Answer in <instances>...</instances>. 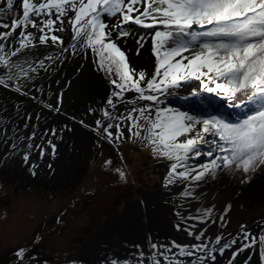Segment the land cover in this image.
Returning a JSON list of instances; mask_svg holds the SVG:
<instances>
[{"label":"snow or ice","instance_id":"1","mask_svg":"<svg viewBox=\"0 0 264 264\" xmlns=\"http://www.w3.org/2000/svg\"><path fill=\"white\" fill-rule=\"evenodd\" d=\"M33 16L42 17L39 24ZM65 20L71 28L67 45L58 35L66 30ZM29 24L38 35L22 31V39L11 57L18 59L26 51L35 55L40 46L45 51L53 48L57 51L40 59L38 68L29 64L26 71L19 63L13 66L25 77L34 79L29 72H47L51 66L72 57L86 59L91 53L96 70L109 78L112 91L99 110L101 119L95 120V126L89 130L116 143L125 139L126 127L128 139L140 140L153 158L169 165L163 183L166 192L180 189L182 198L195 200L205 187L224 177L248 184L257 173H264V0H46L38 5L22 0V19L13 20L11 25L0 24V28L10 29L0 32V41L4 42L0 43V53L16 29L27 28ZM133 25L143 30L135 40L137 55L150 41L155 56V71L151 74L146 69L137 71L131 67L120 47L121 41L133 36L126 30ZM11 57L0 56V71L7 70V79L0 78L4 87H11L18 79L9 67L13 64ZM113 73L118 79L112 78ZM181 89L188 95L180 96ZM16 91L21 92L19 84ZM126 93L135 95L127 99ZM173 99L191 100L195 108L191 104L186 110L174 107ZM61 104L62 93L56 104L45 107L60 114ZM118 106L130 107V111L123 115L117 111ZM96 111L89 109L92 115ZM79 123L86 126L83 119ZM63 131L71 129L67 125L61 129L53 127L47 134L56 137ZM36 138L35 130L21 138L27 146L22 151L25 163L30 160L32 149L38 150L41 158L45 155L44 142L36 144ZM46 143L55 155L56 144L51 139ZM11 147L16 152L18 145ZM31 167L35 175L37 165ZM115 171L121 181L127 180L125 171L120 168ZM231 208L228 203L215 220L212 218L215 205L198 210L195 216L177 211L174 228L186 232L195 243L150 242L147 255L135 245L140 249L134 258L136 264H185L181 258H190V264H217V256H224L239 241L232 239L227 243L222 234L213 233L209 237V229H189L182 222L197 220L201 225H215L219 221L225 227ZM241 229V239L246 242L231 253L229 264H234L247 248L256 246L246 225H241ZM206 238L214 239V244L205 243ZM258 241L259 255L264 259V236ZM26 255V250H17L20 264ZM37 259L34 255L28 257L29 264ZM103 261L132 264V260L119 257L105 256Z\"/></svg>","mask_w":264,"mask_h":264},{"label":"rangeland","instance_id":"2","mask_svg":"<svg viewBox=\"0 0 264 264\" xmlns=\"http://www.w3.org/2000/svg\"><path fill=\"white\" fill-rule=\"evenodd\" d=\"M31 2L38 5L46 0ZM5 4L6 0H0L1 7ZM52 18L55 19V16ZM33 19L39 24V18L34 16ZM65 29L58 35L62 36L67 45L71 39V28L67 20ZM126 30L132 32L133 36L121 41L120 47L126 52L129 64L137 71L146 69L150 74L153 73L155 56L151 52L150 41L137 55L138 45L135 40L137 34H143V30L134 25ZM22 31L38 35L30 24L27 28L18 27L6 42L5 50L0 56L11 57L12 51L22 39ZM0 32H4V28H0ZM40 48L44 50L43 46ZM56 51L53 48L35 52V55L27 54L21 59L13 58V64L9 67L17 74L18 79L12 82L11 87L0 85V168L9 175L4 180L0 178L5 186L9 185L0 189V197H7L0 198V213L4 209L3 212L8 215L2 217L0 214V264H20L16 256L19 249H24L27 253L23 264H29L28 257L33 255L38 258L33 264H44L45 261L47 264H90L85 260L88 242L108 220L113 219L112 215L126 209L129 203L146 200L149 192L164 190V177L169 165L153 158L150 150L142 146L140 140L128 139L126 127L125 139L116 143L89 130L95 126V120L101 119L99 110L104 107L106 98L112 91L109 78L96 70L91 53L86 59L77 56L63 64L51 66L47 72H29V76L34 79L25 77L19 68L13 69L15 63L21 64L26 71L29 64L38 68L40 59L46 55H54ZM45 63L47 65L48 61ZM0 78L7 79V70L0 72ZM112 78L118 79L115 73ZM17 84L21 86V92L16 91ZM60 93L61 111L60 114H55L45 105L56 104ZM134 95L125 94L127 99ZM185 95L188 93L181 89L180 96ZM216 102H219L218 99ZM190 104L195 108L191 100H172V106L181 107L182 110H186ZM90 108L97 110L95 115L89 113ZM117 111L127 115L130 107L118 106ZM28 116H31L30 120L27 119ZM81 119L86 126L79 123ZM64 125L71 131H63L56 137L47 134L49 128L61 129ZM33 130L37 132L34 143L44 142L46 152L41 158L38 150L32 149L30 160L25 163L22 151L27 150V146L21 142V138L28 137ZM48 139L56 144L55 155L46 143ZM12 144L18 145L16 152H13ZM32 164L37 165L35 175L32 174ZM117 168L126 172V181L119 179L115 171ZM226 184L228 187L236 185L234 182ZM222 185L224 188L225 185ZM247 185L252 186L251 193H244ZM242 186L243 189L239 190L242 197L237 201L244 211L242 219L230 226L221 227L217 234L223 235L224 242L232 240L230 236L234 235L239 241L238 245L232 247L235 251L240 244L246 242L238 238L243 231L241 225H246L256 246H250L240 253L234 264H246V261L248 264H264V259L259 255L258 241L259 237L264 236V179L255 175L251 183ZM179 191L180 189L166 192L171 205L179 207V210L174 211L165 206L172 212V221H169L171 226L177 223L174 220L178 219L175 215L177 211L190 216L197 209L211 206L208 195L188 200L182 198ZM9 197L10 203L7 202ZM151 201L154 203L153 207H164L163 199ZM214 201L215 206L220 204ZM182 223L186 228L196 230L206 226L197 220ZM174 229L172 227L171 231ZM205 240L210 246L211 242L214 243V239ZM231 253L224 257L221 264H229Z\"/></svg>","mask_w":264,"mask_h":264},{"label":"water","instance_id":"3","mask_svg":"<svg viewBox=\"0 0 264 264\" xmlns=\"http://www.w3.org/2000/svg\"><path fill=\"white\" fill-rule=\"evenodd\" d=\"M38 51H45L39 48ZM35 51V52H38ZM30 52H25V55L19 56L22 58ZM17 59L11 57V59ZM1 72V71H0ZM166 194V191H155L147 194V199L133 203L126 206L124 214L119 217L108 220L104 227L97 232L92 240L88 242L86 254L88 257L100 262H104L103 258L107 256L109 259L119 257L121 260H132V264H136L135 257L139 255V245L143 248L145 254L150 252V242L157 244L168 245L171 244V239L177 235L176 229L170 224L161 225L156 219V215L145 211L147 209L148 200H157ZM163 205L171 207L172 210L178 207L171 205L169 199L164 197ZM139 217H136V214ZM173 227L175 233L171 230Z\"/></svg>","mask_w":264,"mask_h":264},{"label":"bare ground","instance_id":"4","mask_svg":"<svg viewBox=\"0 0 264 264\" xmlns=\"http://www.w3.org/2000/svg\"><path fill=\"white\" fill-rule=\"evenodd\" d=\"M13 69H15V67ZM256 175H260L261 180L264 179V173H257ZM228 182H234L236 183V185L234 184L231 187H228L226 184ZM222 184L225 185L224 188ZM242 185L243 184H241L238 180H233L230 177H224L218 183L211 184L210 187L204 188V191L201 195H206V196L208 195L209 198H211V202H210L211 206L214 205L213 200L220 203V204H217V206H215V211L212 214L213 220H215L217 216L222 215L224 213V210L228 203H231L232 208L224 221V225L230 226V224L239 222L242 219L244 215V211L237 204V201H239V199L242 197V195L239 194L240 192L239 190L243 189ZM251 188L252 186H248V185L244 187V193L246 192L251 193L250 191ZM165 196L166 194L159 199L162 200L164 199ZM147 203H149L148 206H151V207L147 206V209L145 211H149L150 213L155 214L156 219L159 221V223H161V225L170 224L169 221H172V218L170 217L172 216L171 211L167 210L165 206L164 207H153L154 205L153 201L148 200ZM168 208H171V207H168ZM198 210H202V209L195 210L193 213H191L190 216H195ZM135 214H136V217L138 218L139 214L138 215L137 213ZM185 215H188V213L187 214L185 213ZM174 220L178 222V219L175 218ZM221 227H222L221 222L217 221L215 225H213L212 223H208L206 224L204 228L209 229L210 231L208 232V236H212L213 233L217 234L221 230ZM198 230H201V229H198ZM172 232L175 233L176 231H172ZM211 243L214 244L213 242Z\"/></svg>","mask_w":264,"mask_h":264},{"label":"trees","instance_id":"5","mask_svg":"<svg viewBox=\"0 0 264 264\" xmlns=\"http://www.w3.org/2000/svg\"><path fill=\"white\" fill-rule=\"evenodd\" d=\"M11 4H12V6L10 8L9 7V0H6V4L3 7L0 6V24L7 23V24L11 25L13 20H16L17 18L22 19V0H11ZM37 18L41 19L42 17H36V19ZM5 31H8V29H4V32ZM102 75L106 78V76L104 74H102ZM24 169H26V168H24ZM5 176L8 177L9 175L7 173H5V171L0 168V178H2L4 180L6 178ZM8 186H5L3 184V182L0 181V189L7 188ZM35 187H38V186H35ZM1 197H3V199H5L6 196L2 195ZM9 199H10V197L8 198V201H7L8 203H10ZM3 210L0 213L1 216L7 217L8 215H6V212H3Z\"/></svg>","mask_w":264,"mask_h":264},{"label":"flooded vegetation","instance_id":"6","mask_svg":"<svg viewBox=\"0 0 264 264\" xmlns=\"http://www.w3.org/2000/svg\"><path fill=\"white\" fill-rule=\"evenodd\" d=\"M178 210H179V207H178ZM124 212H125V209L123 211L116 212V214L112 215V217L113 218L119 217L122 214H124ZM103 227H104V225L97 232H99ZM233 236L234 235H231L230 237L235 239ZM238 238H241V236ZM172 241H175V242L180 243V244L195 243V241L192 240V237L187 235L186 232H184V231L177 232V235L174 238H172ZM204 242L208 243L207 240H204ZM227 243H231V240L227 241ZM232 251H233V249L231 248L224 254V256L218 255L217 256V264H221L224 260V257H226L228 254H230ZM181 259L185 261V264H190V258H188V259L181 258ZM85 260H86V262L89 261L90 264H104V262L102 263L98 260L91 259L88 256L85 258Z\"/></svg>","mask_w":264,"mask_h":264}]
</instances>
